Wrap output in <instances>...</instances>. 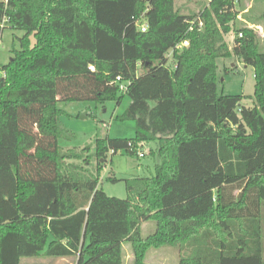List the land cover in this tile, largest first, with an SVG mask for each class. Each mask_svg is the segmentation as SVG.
I'll return each instance as SVG.
<instances>
[{
	"label": "trees",
	"instance_id": "obj_1",
	"mask_svg": "<svg viewBox=\"0 0 264 264\" xmlns=\"http://www.w3.org/2000/svg\"><path fill=\"white\" fill-rule=\"evenodd\" d=\"M236 3L208 0L196 15L176 0H0V33L24 32L0 68V264H122L108 259L123 245L134 264L170 247L179 264H264V52ZM232 57L254 69L253 107L219 94L217 60ZM125 95L118 118L136 123L135 136L96 139L93 173L88 148L64 153L58 103ZM150 142L155 175L126 180L127 199L107 196L108 156Z\"/></svg>",
	"mask_w": 264,
	"mask_h": 264
},
{
	"label": "rangeland",
	"instance_id": "obj_2",
	"mask_svg": "<svg viewBox=\"0 0 264 264\" xmlns=\"http://www.w3.org/2000/svg\"><path fill=\"white\" fill-rule=\"evenodd\" d=\"M208 0H176V7L183 9L187 14H200V9ZM236 10L239 11V25L257 32L260 39V50L264 52V0H237ZM23 31L12 30L8 26L0 33V68L7 64L13 54L12 48H20L19 38L23 37ZM227 43L230 48L234 45V37L228 36ZM35 43L34 38H32ZM217 85L219 94L244 96L243 104L253 107L255 94V75L252 67L244 66L235 57L217 60ZM130 98L125 95L119 104L116 101L98 103L96 101H80L66 103L60 101L58 107L64 112L63 124L71 132L69 138L63 141L64 153L69 149L78 151L88 148L85 156L91 161L88 169L96 171L97 161L94 157L96 139H131L136 133L134 121H123L121 117L130 106ZM157 143L150 142L144 146L145 156H127L122 153L109 155L105 168L101 172L99 188L109 197L127 199L126 180L133 178H150L155 175L156 164L161 162L155 151ZM69 161L64 163L67 166ZM111 178L117 181L112 182ZM155 231V223H143L144 237L151 236ZM181 253L176 248L152 249L147 254L145 264H179ZM110 262L122 264H134V255L130 246L123 245L111 253ZM98 263H108L100 259ZM21 264H76V259L48 260L42 258H25Z\"/></svg>",
	"mask_w": 264,
	"mask_h": 264
},
{
	"label": "built area",
	"instance_id": "obj_3",
	"mask_svg": "<svg viewBox=\"0 0 264 264\" xmlns=\"http://www.w3.org/2000/svg\"><path fill=\"white\" fill-rule=\"evenodd\" d=\"M203 26V22H201L199 24V28L201 29V27ZM146 29H147V25H143L141 26V32L143 33H146ZM192 30V29H190ZM240 37H242V34H239ZM189 46V42L187 40L183 41V43H181L180 45H177L174 49H172L170 52H169V58L173 57L174 53L175 52H181L183 51V48L184 47H188ZM89 70L93 71L94 70V67H90ZM117 82L120 83L119 87H120V90L125 93L128 89V87H126L125 84H121V79L118 78L117 79ZM138 156L143 158L145 156L144 154V151H142L141 149L138 151Z\"/></svg>",
	"mask_w": 264,
	"mask_h": 264
},
{
	"label": "crops",
	"instance_id": "obj_4",
	"mask_svg": "<svg viewBox=\"0 0 264 264\" xmlns=\"http://www.w3.org/2000/svg\"><path fill=\"white\" fill-rule=\"evenodd\" d=\"M145 154V152H144ZM112 179V178H111ZM45 258V257H44ZM45 259H48V260H51V261H54V260H62V259H67V258H62V259H49V258H45Z\"/></svg>",
	"mask_w": 264,
	"mask_h": 264
}]
</instances>
